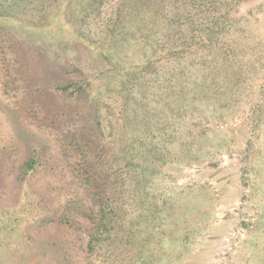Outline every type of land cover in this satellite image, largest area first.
Here are the masks:
<instances>
[{
	"label": "rangeland",
	"instance_id": "374dc122",
	"mask_svg": "<svg viewBox=\"0 0 264 264\" xmlns=\"http://www.w3.org/2000/svg\"><path fill=\"white\" fill-rule=\"evenodd\" d=\"M124 1L0 0V264H264V0L235 9L232 0H181L198 10L196 38L224 9L240 20L220 49H201L205 59L192 60L181 100L164 78L138 84L139 117L150 119L140 136L167 147L140 194L127 193L135 188L123 169L125 99L106 92L102 110L112 126L105 122L100 153L126 187L113 228L89 248L98 216L76 175L80 148L64 151L61 128L63 119L87 120L90 106L57 87L88 81L96 97L106 90L101 71L144 65L153 52L145 44L115 45L110 23ZM159 49L157 56L167 52ZM32 157L42 166L22 183L20 169ZM43 209L57 222L41 224Z\"/></svg>",
	"mask_w": 264,
	"mask_h": 264
},
{
	"label": "trees",
	"instance_id": "16d2710c",
	"mask_svg": "<svg viewBox=\"0 0 264 264\" xmlns=\"http://www.w3.org/2000/svg\"><path fill=\"white\" fill-rule=\"evenodd\" d=\"M87 1V4L91 6L99 0ZM249 1L251 0H232L230 6L235 9V6ZM180 2L181 0H177L174 8L171 0H125L116 9V16L110 23L114 27L112 31L113 38L116 39L115 45L145 44L143 46L152 49L153 52L150 55H145L147 59L144 65H137L133 69L126 70L118 68L117 65V68L101 71L99 75L106 80L107 91L98 93L96 97L89 94L92 85L88 81H74L68 85L57 87L61 94L70 99L86 98L90 106L87 120L83 116L77 118L73 116L72 120L63 119V127L61 128V133L64 135L62 141L64 151L65 149L69 150L73 144H77L80 148V160L77 163L79 168L76 175L80 182L87 187L94 208H96V211L93 209L92 211H95V215L98 216L94 232L90 233V249H94L101 241V236L113 228L117 217L116 210L119 206L118 195L121 196L120 190L126 187L120 185L118 173L105 167L100 153V147L104 146L100 136L105 135V122L108 121L102 110L106 92L116 89L124 96L125 105H123L121 117L124 123H121L122 130L120 133L125 141L122 152L123 169L127 170L126 174L129 175L127 178L134 182L135 189L130 190V187L127 186L129 188L127 193L130 194L131 191H134V193L139 192L140 194L146 190L148 182L153 177L151 174L152 165L165 161L163 149L167 150V147L162 148L158 144L146 143L142 137L147 135V131L150 129V119L146 121L149 117H139L140 114H143L144 104H141L142 98L137 97L140 96V94L137 95L139 92L138 84H145L142 80L149 75L164 78V82L167 84L165 89L171 90L170 96L174 98L175 102L181 100L183 96L181 91L179 93L178 87L183 83L182 80L185 78L187 70L193 71L192 60H195L196 56H198V60L205 59L203 54L199 55L201 49L206 52L220 49L223 43L222 39L229 36L240 20L233 16L229 17L228 14L232 15L233 12L224 9L216 18L215 25L208 27L206 37L196 38L194 36L197 24L195 16L198 10L192 6L183 7ZM77 5L81 7L83 4L79 1ZM172 14L175 15L174 22H171ZM185 17H187V21L183 22ZM165 29L163 39L161 35ZM160 46L167 49V52L157 56L161 52ZM95 54L102 59L113 58L112 54L108 55L105 52L96 51ZM207 56L211 57V53ZM194 83L196 81L192 82L193 85ZM185 95V101H187V95L189 96L190 93ZM132 105L138 106L139 109L130 110L129 107ZM140 111L141 113H139ZM31 112L30 109L27 110L29 116L32 114ZM65 121L67 122L65 123ZM108 122L111 127L112 121L109 120ZM138 122L147 127L146 130L143 129L142 134H137L132 128ZM41 166L40 161L35 157L27 160L20 169V182H25ZM27 199V195L23 194L21 200L25 202ZM41 211V224L57 222V216L53 211L49 209ZM34 218L36 220L38 215Z\"/></svg>",
	"mask_w": 264,
	"mask_h": 264
}]
</instances>
